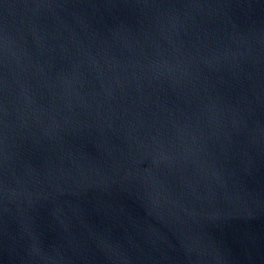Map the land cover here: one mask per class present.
<instances>
[{
	"label": "water",
	"instance_id": "water-1",
	"mask_svg": "<svg viewBox=\"0 0 264 264\" xmlns=\"http://www.w3.org/2000/svg\"><path fill=\"white\" fill-rule=\"evenodd\" d=\"M0 264H264V0H0Z\"/></svg>",
	"mask_w": 264,
	"mask_h": 264
}]
</instances>
